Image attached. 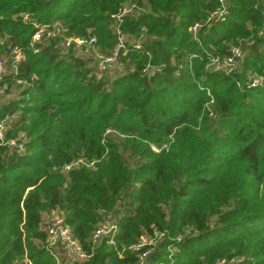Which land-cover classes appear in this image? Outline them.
<instances>
[{
	"label": "trees",
	"instance_id": "1",
	"mask_svg": "<svg viewBox=\"0 0 264 264\" xmlns=\"http://www.w3.org/2000/svg\"><path fill=\"white\" fill-rule=\"evenodd\" d=\"M223 6L207 20L218 0H0V121L16 115L0 138V264H57L54 210L87 255L72 264H264V0ZM121 35L134 41L98 72L94 47ZM92 36L90 55L63 42ZM233 45L236 69L209 65ZM103 214L114 245L92 241ZM153 231L152 249L130 248Z\"/></svg>",
	"mask_w": 264,
	"mask_h": 264
},
{
	"label": "built area",
	"instance_id": "2",
	"mask_svg": "<svg viewBox=\"0 0 264 264\" xmlns=\"http://www.w3.org/2000/svg\"><path fill=\"white\" fill-rule=\"evenodd\" d=\"M220 3V7L215 10L211 15L207 17V20H209L211 17L216 16L218 19L223 20L227 11L225 7L223 6L224 0H218ZM126 9L123 8L122 12H125ZM197 24H194L192 26V29L194 30ZM142 32L144 31V28L141 27L140 29ZM47 35H54V32L47 31ZM39 36L38 33L34 35V39H37ZM95 41V38L92 36L88 40H83L79 38H72V37H66L64 38V45L68 46L71 42H74L76 45L80 46H92L93 42ZM122 47V41L118 42L116 45V48L112 51L111 54H99L95 51V62L98 69V72H109L113 69L116 62L117 54L119 48ZM94 50V49H93ZM16 57L19 56V49L13 48L11 50ZM241 50L238 45H233L230 48L229 55L225 56L222 59H219L218 57H210L209 59V65L213 66L215 69L224 70L226 72H231L232 70L236 69L238 67V61L242 58ZM3 66L2 62L0 61V80L2 78L3 74ZM249 85L250 86H256L260 82H262V79L259 78H249ZM6 90V85L4 83H0V94H3ZM211 115V113H210ZM3 128L4 125L0 121V138L3 137ZM9 144H14L13 141L8 142ZM17 147L19 150H22L21 144H18ZM83 162V159H77L74 160L68 164H65L62 167L63 171L69 170L71 167L77 165L78 163ZM44 231L47 234V249L49 253L53 256L57 264H61L60 258H63V256H68L70 259H72L73 262L82 261L87 257L85 251L81 248L79 242L77 239L73 236L70 227L63 223L62 217L55 215L51 218L50 222L44 227ZM119 228L117 222L112 219V217L109 214H103L101 216V220L97 223L96 227L93 230L92 233V241L96 242L98 240L104 239L105 242L109 245L115 244L116 236L118 235ZM163 235L162 233H158L157 231H153L152 235L148 238H142L139 242L133 244L130 246L132 250H140L143 246L149 244L153 239H156L158 236ZM64 254V255H63ZM145 255V252L139 254V258Z\"/></svg>",
	"mask_w": 264,
	"mask_h": 264
},
{
	"label": "rangeland",
	"instance_id": "3",
	"mask_svg": "<svg viewBox=\"0 0 264 264\" xmlns=\"http://www.w3.org/2000/svg\"><path fill=\"white\" fill-rule=\"evenodd\" d=\"M123 12L122 11H120V13L117 15V18H119V16L122 14ZM23 19L22 20H26V17H22ZM258 30V29H257ZM260 32H258V34H259ZM241 38H243V41H247V39L245 38V36L244 37H241ZM250 38H252V37H250ZM136 40V39H135ZM120 41H130V42H133L134 41V38L132 37V36H129V35H121L119 38H118V41L116 42V44L118 43V42H120ZM91 48H89V46H87V47H85V48H82V54H85V55H90V52H91ZM93 51H95V52H97V53H99V54H105L106 53V51H108L107 49H104V50H99V47H94V50ZM91 54H92V56L95 58V56H94V53L93 52H91ZM242 54V53H241ZM243 55V54H242ZM5 61V60H4ZM211 66V65H210ZM4 70H6V72H8V70L6 69V68H4ZM3 72V71H2ZM247 76H248V78H259V79H262L263 80V77H262V75H259L257 72H255L254 70H253V68H250V70L249 71H247ZM238 87H240V85H238ZM207 94V93H206ZM7 96L8 95H5V99H7ZM9 98V97H8ZM211 101L209 100L208 102H205V106L206 105H208V103H210ZM201 119V115H199L198 116V120H200ZM11 120H16V115H13V116H11V118L10 117H5L4 118V120L3 121H1L2 122V124L4 125V128H3V130L4 129H6L7 127H9L10 126V123H11ZM3 132V131H2ZM19 135L20 136H22V133L20 132L19 133ZM163 146H165V145H162V147ZM154 150H158V148H156V147H152ZM48 216H55V215H58V216H60L61 217V213L59 212V211H56V210H54V211H51V212H49V214H47ZM152 235V234H151ZM150 235V236H151ZM155 244V239H153L152 238V240H151V242L149 243V244H147V246H146V249L149 247L150 249H152L151 248V246H153ZM170 252H172V249L171 248H169L168 249ZM64 255V254H63ZM63 260H64V263L65 264H72L73 263V261H72V259H70V257H68V256H63V258H62ZM76 262V261H75ZM221 262H222V260H217L214 264H221ZM248 264H253V263H248Z\"/></svg>",
	"mask_w": 264,
	"mask_h": 264
}]
</instances>
